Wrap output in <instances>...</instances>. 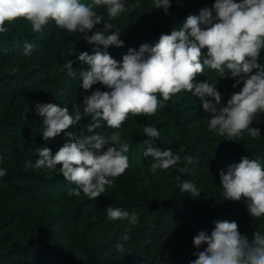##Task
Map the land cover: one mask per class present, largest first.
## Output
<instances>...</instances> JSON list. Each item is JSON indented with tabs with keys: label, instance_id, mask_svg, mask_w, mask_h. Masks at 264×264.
<instances>
[{
	"label": "trees",
	"instance_id": "1",
	"mask_svg": "<svg viewBox=\"0 0 264 264\" xmlns=\"http://www.w3.org/2000/svg\"><path fill=\"white\" fill-rule=\"evenodd\" d=\"M135 2L126 0V6L131 8ZM213 3L172 0L165 13L153 8L152 0H140L139 8L111 21L103 8L95 10L105 12V22L121 32L124 46L107 50L120 60L129 48L156 43L161 34L179 29L187 15L198 14ZM6 26L8 31L0 34V167L6 169L0 177V264H190L197 251L193 237L200 230L210 232L218 220L235 221L249 241L256 231L264 234V217H251L243 198L223 200L219 177L220 170L226 171L244 156L264 160V113L253 121L261 136L244 135L237 141L207 131L204 119L208 114L200 99L186 92L174 95L155 116L129 115L119 129L122 142L129 144V167L95 200L83 193L69 195L75 185L59 173L60 165L48 171L26 167L28 160L37 158L36 149L49 147L55 154L67 141L64 132L48 141L42 139L43 118L35 112V103L67 106L72 114L76 108L82 111L83 98L91 90L80 87L78 75L68 76L64 64L69 59L73 71L87 70L89 66L76 57L83 51L92 54L93 48L83 34L58 30L54 23L42 33H33L22 18ZM95 30H102V25ZM26 42L35 46L29 58L20 54ZM259 59L264 62V51ZM206 78L210 83L218 80L222 105L238 90L231 87L233 80L219 78L210 70L198 74L196 80ZM95 88L107 90L100 84ZM89 122L90 118H82L64 131L88 135L84 127ZM146 125L157 127L160 137L142 133ZM96 131L107 137L117 130L102 127ZM145 141L153 147H170L181 161L153 176L149 171L152 160L143 156ZM185 156L192 157L191 164L184 163ZM180 168L186 172H179ZM184 181L193 182L200 194L193 197L181 192L178 186ZM107 207L135 213L137 224L107 222ZM126 228L130 229L127 233ZM125 234L127 241L122 239ZM117 242L125 245L123 251L117 250Z\"/></svg>",
	"mask_w": 264,
	"mask_h": 264
},
{
	"label": "clouds",
	"instance_id": "2",
	"mask_svg": "<svg viewBox=\"0 0 264 264\" xmlns=\"http://www.w3.org/2000/svg\"><path fill=\"white\" fill-rule=\"evenodd\" d=\"M171 4L172 0H152L153 8L165 13ZM96 7L103 8L111 21L139 8L140 0L131 8L126 0H0V34L8 31L7 24L22 18L33 33H42L54 23L58 30L83 34L93 48L92 54L83 51L76 57L89 66L87 70L73 71L69 59L64 64L68 76L78 75L80 87L91 90L83 98L82 111L76 108L72 114L67 106L35 103V112L43 118L42 139L48 141L64 132L67 141L55 154L49 147L36 149L37 158L34 162L28 160L26 167L48 171L60 165L59 173L75 185L69 195L79 197L83 193L95 200L129 167V144L122 142L119 132L129 115L155 116L181 92L200 99L208 114L204 122L210 133L235 141L244 135L252 139L261 136L253 121L264 113V62H258L264 51V0H214L211 7L187 15L179 29L161 34L154 44L145 42L138 49L129 48L120 60L107 50L124 46L121 32L113 30V25L105 22V12H97ZM99 25L102 30H95ZM34 50L35 46L26 42L20 54L29 58ZM209 70L218 73L219 78L233 80L231 87L238 88L226 105L221 104L218 80H196L198 74L205 75ZM97 84L107 90L93 89ZM85 117L90 118L84 127L90 134L64 131ZM102 127L117 131L106 137L96 131ZM142 133L149 138L160 137L158 128L152 125H146ZM145 143L148 146L143 156L151 158L149 171L153 176L158 170L174 168L182 159L170 147ZM183 160L192 163L191 156ZM178 170L186 172V168ZM5 175L6 169L0 167V177ZM219 177L223 200L238 202L243 198L251 217H264V160L244 156L240 162L229 164L226 171L220 170ZM178 187L193 197L201 192L191 181ZM118 220H127L133 226L138 222L135 213L123 207H107L106 221ZM122 239L127 241L129 237L125 234ZM192 243L197 251L190 264H264V234L256 231L249 241L235 221H216L210 232L200 230ZM124 247L117 242L118 251Z\"/></svg>",
	"mask_w": 264,
	"mask_h": 264
}]
</instances>
